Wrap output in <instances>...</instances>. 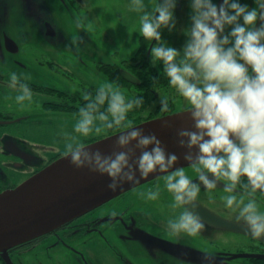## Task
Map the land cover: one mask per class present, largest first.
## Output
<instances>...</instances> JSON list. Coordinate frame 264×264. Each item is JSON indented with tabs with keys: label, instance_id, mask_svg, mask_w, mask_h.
I'll return each instance as SVG.
<instances>
[{
	"label": "clouds",
	"instance_id": "1",
	"mask_svg": "<svg viewBox=\"0 0 264 264\" xmlns=\"http://www.w3.org/2000/svg\"><path fill=\"white\" fill-rule=\"evenodd\" d=\"M178 2L157 0L149 8L145 0H130L129 7L141 14L138 32L155 41L152 64L163 65V76L194 122L192 128L179 130L178 143L198 179L177 167L180 156L169 152L154 132L146 134L134 126L130 113L143 109L144 96L128 98L111 82L81 93L83 103L78 104L73 131L62 133V154L76 168L109 177L107 187L112 191L161 174L171 207L179 209L164 226L170 236L203 234L206 224L199 213L203 187L208 200L214 202L218 196L249 235L264 240V23L257 24L264 20V0H255L256 7L241 0L219 4L189 0L191 26L184 29L188 39L182 49L164 40L161 31L175 29ZM26 31L19 28L22 39ZM79 40V35L73 36L77 46ZM8 86L16 90L19 105L33 100L32 87L17 72L10 73ZM159 105V112L172 110L168 95L160 93ZM110 131L119 133L115 143L120 150L105 154L87 143L88 137L107 136ZM161 191L157 184L139 195L154 201ZM155 252L160 256L162 250ZM198 264H218V258L204 251ZM221 264H227L226 259Z\"/></svg>",
	"mask_w": 264,
	"mask_h": 264
},
{
	"label": "flooded vegetation",
	"instance_id": "2",
	"mask_svg": "<svg viewBox=\"0 0 264 264\" xmlns=\"http://www.w3.org/2000/svg\"><path fill=\"white\" fill-rule=\"evenodd\" d=\"M49 1L28 0V15L32 19L38 20L39 31L44 35L41 41L46 46L37 44V48L43 50H55L53 46L46 43L57 33L54 22L48 18H39L49 12ZM60 1L68 2L74 8L80 7L82 3V0ZM261 23H264V20H258L257 24ZM50 25L55 31L49 27ZM0 32L3 33L0 36V67L12 70L18 67L32 66L31 55L24 59L20 58L24 53L23 48L7 27L0 25ZM169 37V33H167L164 40ZM154 43L155 41L151 43V47ZM151 47L147 53V62L141 57L133 59L136 52L131 58L124 59L122 66L108 62L99 64V68L102 63L117 66L124 81L122 84L112 80L101 68L100 70L119 86L128 87L134 97L138 94L144 96L143 109L130 113V117L135 118L134 125L141 123L137 122L138 119L143 122L185 109L177 108L176 101L172 98L175 90L167 82H159L161 78H158V75L163 74V65L154 66L152 64ZM48 62L55 63L56 61ZM123 71L130 74V79L124 77ZM8 81L9 76H6L0 69V86L7 87ZM28 83L34 91L41 92L34 88L37 84ZM84 87H87L85 90L88 91L96 88V86L85 84ZM58 90L67 95L65 97H77L79 98L78 103L81 102V95L77 96L62 89ZM160 93L168 95L172 100L171 111L159 112V102L155 107L151 106V101L159 98ZM70 104H73L71 99ZM150 106L152 109H148ZM29 116L30 114L26 110L19 113L15 110L0 109L1 124L9 125L22 122ZM2 140L6 146L2 152L7 156L21 158L22 166H35L38 171L48 163L32 151L33 146L27 140L16 139L8 135L4 136ZM187 166L189 167L184 168L185 171L194 180L198 179L192 166ZM163 183L162 176H156L25 245L9 249L8 258L0 252V264H187L188 261L198 264L203 252L209 250L216 254L218 264H221V261L225 259L227 264H264V240H257L249 235L248 230L241 222L236 221L235 214L230 213L222 206L218 196L214 202L208 200L203 187L201 188L200 203L213 213L237 224L239 228L216 226L204 220L206 227L203 234L197 238H188L183 234L180 236L168 235L164 231L166 221L177 214L179 209L171 207L172 197L163 187ZM157 184L162 189L157 200H146L139 195L140 192H146ZM11 186L8 184L6 172L0 167V192ZM221 186H223V182H221ZM156 249L162 250L160 256L156 255Z\"/></svg>",
	"mask_w": 264,
	"mask_h": 264
},
{
	"label": "rangeland",
	"instance_id": "3",
	"mask_svg": "<svg viewBox=\"0 0 264 264\" xmlns=\"http://www.w3.org/2000/svg\"><path fill=\"white\" fill-rule=\"evenodd\" d=\"M156 2L157 0H145L149 8ZM216 2L219 4L222 0ZM241 3L256 7L255 0H241ZM129 5L130 0H82L81 6L74 8L68 2L50 0L49 12L39 18H48L54 22L57 33L46 43L55 50H43L37 48V44L46 46L41 41L44 35L39 31L38 20L28 15V0H0V25L6 26L20 42L24 52L20 58L31 55L33 59L32 66L0 69L6 76L15 71L28 82L56 87L77 96L87 89L84 84L98 87L111 82L114 87L124 91L128 98H133L134 95L128 87L119 86L99 68L101 62L122 66L123 60L134 56L139 48L141 14L132 10ZM190 16L189 0H179L175 9L176 27L172 30L167 28L170 37L166 40L178 49H182L188 39L184 29L191 26ZM81 25L85 29H81ZM19 28L27 29L25 39L21 38ZM77 35L80 37L79 46L73 43V36ZM33 92V100L21 106L15 100V89L0 86V109L19 113L26 110L30 114L22 122L9 125L0 123V167L6 172L8 184L12 186L23 183L38 168L22 166L21 158L5 155L2 152L6 147L3 137L8 135L27 140L33 146L32 151L49 162L63 155L62 133L73 131L72 126L78 117L45 108L44 103L47 101L64 102L54 91ZM172 98L175 99L177 108H184L181 97L174 93ZM158 102L159 98L152 100L151 106L155 107ZM151 106L148 109H152ZM102 137L104 136L92 135L87 138V142ZM186 167L189 166H184Z\"/></svg>",
	"mask_w": 264,
	"mask_h": 264
},
{
	"label": "water",
	"instance_id": "4",
	"mask_svg": "<svg viewBox=\"0 0 264 264\" xmlns=\"http://www.w3.org/2000/svg\"><path fill=\"white\" fill-rule=\"evenodd\" d=\"M53 31L54 28L49 26ZM125 78L130 74L123 71ZM193 121L186 110L149 119L135 125L146 134L155 133L169 152L180 156L179 166L190 165L184 160L186 151L178 141L181 128H192ZM119 133L88 143L105 154L120 150L115 141ZM161 174L142 178L138 184H124L112 191L107 187L110 178L93 173L87 168H76L62 155L23 183L0 192V252L8 258V250L16 245L50 232L94 207ZM199 213L205 221L216 226L239 228L237 224L213 213L200 203ZM174 249V248H173ZM172 249V250H173Z\"/></svg>",
	"mask_w": 264,
	"mask_h": 264
},
{
	"label": "trees",
	"instance_id": "5",
	"mask_svg": "<svg viewBox=\"0 0 264 264\" xmlns=\"http://www.w3.org/2000/svg\"><path fill=\"white\" fill-rule=\"evenodd\" d=\"M161 31H162V36L165 39L167 37V33H169V30L167 28H164ZM151 43H152V41L145 40L144 37L141 35V37H140V47H139V49L137 51L136 56L133 59L141 57L145 62H147L146 61V59H147L146 57H147V53H148V51H149V49L151 47ZM144 57H145V59H144ZM100 68L105 74H107L110 78H112V80H114V81H116L118 83H121V84L124 82L123 78H122V76L120 74L119 68L117 66H115V65L111 66L110 64L102 63ZM158 78H161V80L159 82H167V79H164L165 77L163 76V74L158 75ZM34 88L36 90H38V91H45V92H48V90L54 91L55 94L59 95L60 97H62L64 99V102H62V103H56L55 104V102L54 103L53 102H47V103H45L46 108L61 110V111H65V112H68V113H72V114L78 115V104L79 103H83L82 99H81V102L78 103L79 98H77V97L75 98V97H71V96L70 97H65L67 95H65L63 92H61L60 90H58V89H56L54 87L52 88V87H47V86H44V85H35ZM94 89L95 88H93V90ZM70 99L73 100V104H70ZM131 119L135 120V118H133V117ZM137 122H142V120L138 119ZM113 133H116V132H111L110 131L108 135L113 134ZM94 140H91V141H94ZM91 141H88V142H91ZM28 242H30V241H28ZM28 242L22 243L21 245H18V246L25 245Z\"/></svg>",
	"mask_w": 264,
	"mask_h": 264
}]
</instances>
